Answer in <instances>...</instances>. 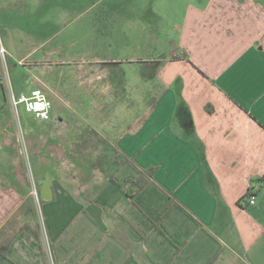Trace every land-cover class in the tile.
Masks as SVG:
<instances>
[{"label": "crops", "instance_id": "0c3cea01", "mask_svg": "<svg viewBox=\"0 0 264 264\" xmlns=\"http://www.w3.org/2000/svg\"><path fill=\"white\" fill-rule=\"evenodd\" d=\"M133 11L127 59L32 47L11 55L7 79L0 65V264H264V0ZM36 88L53 118L15 123L11 90ZM90 129L108 149L69 155ZM142 171L131 198L123 185Z\"/></svg>", "mask_w": 264, "mask_h": 264}, {"label": "rangeland", "instance_id": "374dc122", "mask_svg": "<svg viewBox=\"0 0 264 264\" xmlns=\"http://www.w3.org/2000/svg\"><path fill=\"white\" fill-rule=\"evenodd\" d=\"M139 1L0 0L2 74L5 79L7 74L8 76L11 74L12 68L8 62L11 55L22 57L24 54L22 50L32 47L56 49L51 58L63 62H95L97 56L106 60L112 57L127 59L131 55L130 48L137 46L140 41L143 19L140 18V14L133 11V7L139 6ZM129 70V67L126 68L127 74ZM19 120L26 126L36 122L37 117L27 112L21 105L19 116L14 115V122L17 123ZM78 126L81 127L82 124H75L70 130H75ZM79 132L81 131H73L74 134ZM82 133L78 135L81 136ZM94 138L95 147L87 146L86 144ZM97 139H99L97 134L94 135L91 129L84 132L77 145L69 146L68 154L81 157L90 154V150L99 154L100 150L108 149L104 146L97 147ZM54 150L63 154L62 148L61 151L60 148ZM54 150L52 151L55 153ZM109 152L118 154L117 151ZM23 158L27 163L28 159L33 162L28 151L23 153ZM104 165L109 164L101 162L97 166L102 169ZM28 167L30 170L29 163Z\"/></svg>", "mask_w": 264, "mask_h": 264}, {"label": "built area", "instance_id": "2783aa9c", "mask_svg": "<svg viewBox=\"0 0 264 264\" xmlns=\"http://www.w3.org/2000/svg\"><path fill=\"white\" fill-rule=\"evenodd\" d=\"M3 51L4 48H1ZM10 100L17 116L20 113V106L23 105L27 112L34 114L41 120H51L53 118V103L47 94L40 88L33 89L30 93L15 92L11 90ZM18 142L21 146L22 153L28 151L25 133L21 130L18 135ZM29 152V151H28ZM31 194L39 201L40 193L37 184L32 180ZM250 203H255V197L251 196Z\"/></svg>", "mask_w": 264, "mask_h": 264}, {"label": "trees", "instance_id": "16d2710c", "mask_svg": "<svg viewBox=\"0 0 264 264\" xmlns=\"http://www.w3.org/2000/svg\"><path fill=\"white\" fill-rule=\"evenodd\" d=\"M148 181L149 180L144 176V171H142L139 177L135 179H128L123 185V188L125 191L129 192L131 198H134L135 195H137L145 187ZM211 264H216V262H212Z\"/></svg>", "mask_w": 264, "mask_h": 264}]
</instances>
